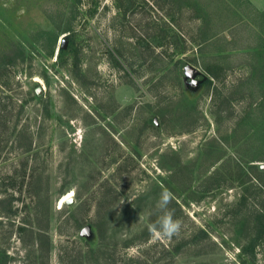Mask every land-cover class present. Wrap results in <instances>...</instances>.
Masks as SVG:
<instances>
[{
  "label": "rangeland",
  "instance_id": "1",
  "mask_svg": "<svg viewBox=\"0 0 264 264\" xmlns=\"http://www.w3.org/2000/svg\"><path fill=\"white\" fill-rule=\"evenodd\" d=\"M213 1L0 0V264H264V92L208 79Z\"/></svg>",
  "mask_w": 264,
  "mask_h": 264
},
{
  "label": "crops",
  "instance_id": "2",
  "mask_svg": "<svg viewBox=\"0 0 264 264\" xmlns=\"http://www.w3.org/2000/svg\"><path fill=\"white\" fill-rule=\"evenodd\" d=\"M197 36V47L213 62L208 79L228 77L232 92L240 93L235 104L244 109L260 106L264 92V0H214L197 26ZM252 93L259 95L252 99Z\"/></svg>",
  "mask_w": 264,
  "mask_h": 264
},
{
  "label": "clouds",
  "instance_id": "3",
  "mask_svg": "<svg viewBox=\"0 0 264 264\" xmlns=\"http://www.w3.org/2000/svg\"><path fill=\"white\" fill-rule=\"evenodd\" d=\"M173 199L174 194L165 189L161 191L156 202L159 215L156 222L149 226V230L159 239H171L178 236L182 230V221L175 219L173 210L169 208Z\"/></svg>",
  "mask_w": 264,
  "mask_h": 264
},
{
  "label": "water",
  "instance_id": "4",
  "mask_svg": "<svg viewBox=\"0 0 264 264\" xmlns=\"http://www.w3.org/2000/svg\"><path fill=\"white\" fill-rule=\"evenodd\" d=\"M64 47H65V40H61V42L59 44V48L63 49ZM183 72H184V79H185L186 83H188V84H191L194 81V77L198 74L197 69H195L191 65H185ZM35 93L37 95L40 94L39 87L35 89ZM261 166H263V165H261ZM261 168H263V167H261ZM70 200H71L70 197L65 199L66 204L70 203Z\"/></svg>",
  "mask_w": 264,
  "mask_h": 264
},
{
  "label": "bare ground",
  "instance_id": "5",
  "mask_svg": "<svg viewBox=\"0 0 264 264\" xmlns=\"http://www.w3.org/2000/svg\"><path fill=\"white\" fill-rule=\"evenodd\" d=\"M71 195H72V191H69L62 199H61V201H60V205H61V203L63 202V200H65V199H67L68 197H71Z\"/></svg>",
  "mask_w": 264,
  "mask_h": 264
}]
</instances>
